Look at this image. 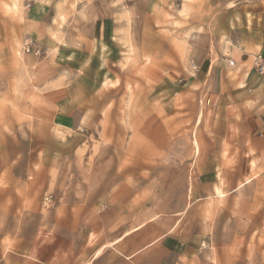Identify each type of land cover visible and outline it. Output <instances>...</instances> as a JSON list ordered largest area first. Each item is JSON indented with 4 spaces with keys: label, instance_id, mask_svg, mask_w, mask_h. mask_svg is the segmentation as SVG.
Listing matches in <instances>:
<instances>
[{
    "label": "crops",
    "instance_id": "crops-1",
    "mask_svg": "<svg viewBox=\"0 0 264 264\" xmlns=\"http://www.w3.org/2000/svg\"><path fill=\"white\" fill-rule=\"evenodd\" d=\"M118 1L151 6L149 20H162L164 12L174 20L167 7L186 11V26L180 30L184 35L180 39L177 33L169 35L170 56L177 64L180 49V77L189 86L203 88L207 103L189 133L186 130L175 143L180 151L170 156V165L161 169L164 164L158 157L153 162L154 181L162 182L158 172L167 171L166 181L176 184L162 194L154 187L148 207L144 191L129 186V181L144 176H131L128 171L135 169L131 164L118 171L114 165L125 162L107 160L105 197L99 198L92 171L85 173L88 184L58 188L47 220L26 234L17 251L31 264H264V75L253 67L254 58L264 56V0ZM48 2L55 4V0H17V28L25 42L31 38L38 44V37L49 35L48 28L37 27L39 21L53 20ZM69 31L83 43L95 35L85 27ZM22 61L25 69L34 68L33 56L24 55ZM142 71L144 81L153 85L169 80L160 64L145 65ZM25 81L33 83L32 78ZM31 94L27 89L22 96L27 100ZM13 97L10 94L11 101ZM93 99L102 101L106 96L92 92L84 100ZM82 102L80 95L73 106L79 118L77 131L95 127L97 132V118L112 110L101 112L96 103L86 108ZM0 149L13 150L6 132L0 136ZM134 162L143 170L147 167L140 158ZM39 170L33 182H41L45 192L48 182L42 177L43 168ZM2 177L0 168V213L7 193L2 192ZM6 177L13 203V162ZM9 244L13 245L12 238Z\"/></svg>",
    "mask_w": 264,
    "mask_h": 264
},
{
    "label": "rangeland",
    "instance_id": "rangeland-1",
    "mask_svg": "<svg viewBox=\"0 0 264 264\" xmlns=\"http://www.w3.org/2000/svg\"><path fill=\"white\" fill-rule=\"evenodd\" d=\"M16 2L0 0V136L6 132L13 143V150L0 149L2 192L7 191L1 201L0 264H31L17 251L22 246L18 243L47 220L46 211L58 188L84 186L85 173L92 171L97 178L92 183L99 198H104L106 164L112 158L125 162L115 164L116 170L131 164L135 167L128 171L131 176H144L129 181V186L140 187L147 206H151L154 187L162 194L161 190L176 184L166 181L167 171L159 170L170 165V156L179 154L175 143L182 140L186 130L189 133L207 103L203 88L189 86L180 77V49L177 64L170 56L169 35L177 33L180 39L186 26V11L181 6H174L172 11L167 7L174 20L165 12L162 20H149L153 14L147 5H127L118 0H109L108 4L104 0L48 2L53 20L39 21L37 27L48 28L49 35L38 37V44L26 38L32 47L37 46L34 49L39 54L35 56L22 50L25 38L17 28L20 7H14ZM84 27L95 33L88 43L69 33V29ZM24 55L33 56L34 68L23 67ZM152 63L160 64L167 73L165 84L144 81L142 69ZM25 78H32L33 83L27 85ZM27 89L32 94L26 100L22 94ZM92 92L106 99L85 101ZM80 95L86 108L96 103L101 112L112 110L97 118V132L95 127L77 131L79 118L73 106ZM105 101H109L108 106ZM157 157L164 164L161 169L157 166L162 182L153 180ZM135 158L145 160V170L132 165L137 164ZM12 162L13 203L6 177ZM41 167L42 177L48 182L45 192L41 182H33V174L41 172ZM11 238L13 245L9 244Z\"/></svg>",
    "mask_w": 264,
    "mask_h": 264
},
{
    "label": "built area",
    "instance_id": "built-area-1",
    "mask_svg": "<svg viewBox=\"0 0 264 264\" xmlns=\"http://www.w3.org/2000/svg\"><path fill=\"white\" fill-rule=\"evenodd\" d=\"M23 52L24 53H31L33 55H38L39 51L38 50H34L32 49V45L30 41H26L23 45ZM228 65L230 67H233V62L232 61H228ZM254 70L256 71V73L258 75H264V56H256L254 58ZM196 68L194 66H192V70L194 71Z\"/></svg>",
    "mask_w": 264,
    "mask_h": 264
}]
</instances>
